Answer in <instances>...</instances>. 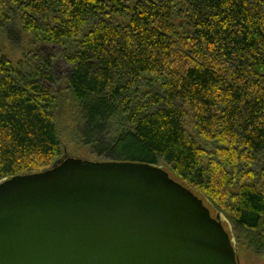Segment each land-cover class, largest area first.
Here are the masks:
<instances>
[{"label": "trees", "instance_id": "16d2710c", "mask_svg": "<svg viewBox=\"0 0 264 264\" xmlns=\"http://www.w3.org/2000/svg\"><path fill=\"white\" fill-rule=\"evenodd\" d=\"M1 8V39L17 21L32 41L18 67L0 56V183L50 170L69 114L94 156L163 167L226 218L239 244L264 251L262 0H2ZM43 45L62 48L69 66L58 90ZM188 129L217 148L206 151Z\"/></svg>", "mask_w": 264, "mask_h": 264}, {"label": "water", "instance_id": "95a60500", "mask_svg": "<svg viewBox=\"0 0 264 264\" xmlns=\"http://www.w3.org/2000/svg\"><path fill=\"white\" fill-rule=\"evenodd\" d=\"M0 264H238L220 216L158 166L63 157L0 183Z\"/></svg>", "mask_w": 264, "mask_h": 264}, {"label": "rangeland", "instance_id": "374dc122", "mask_svg": "<svg viewBox=\"0 0 264 264\" xmlns=\"http://www.w3.org/2000/svg\"><path fill=\"white\" fill-rule=\"evenodd\" d=\"M1 1L2 0H0V10H2ZM262 1L264 2V0ZM7 28L8 30H4L3 32L7 31L8 37L4 36L5 34H3V37H5V39H1L0 37V56L4 57L8 61H11L14 67H18L23 63V60H21L19 56L25 52L26 45H28L27 42H31L32 39L21 32V27L20 25H18L17 21L8 24ZM0 35H1V28H0ZM40 48H41L40 52L43 53L44 55H47L48 59H50L51 61V66H52L51 71L54 77L58 80L57 81L58 83L55 85L54 88H56L55 90H58V88L63 86L62 79L69 71V66L66 64L65 60L60 55L62 48L58 46L54 47L48 45L40 46ZM29 56L31 55H28V57ZM20 70L21 72L22 70L26 72L28 71V68L25 66V68L21 67ZM61 118L63 120L61 123H59V127H58V129L60 130L59 140L61 141V158L59 160H61L63 157L66 156L72 159L75 158L79 160H90L94 162L102 161L101 158L94 156L90 152L89 147L85 143L78 141L76 137H74L73 121L70 115L67 114V116H62ZM188 131L195 138L198 145L204 148L206 151L211 152L217 148L215 144L210 145L203 141L201 142L197 138V136H195L194 132L191 129H188ZM202 200L204 201L205 206L209 207L208 209L211 211V216L213 218L216 217L217 215L220 216V219L223 223V228L228 233L229 238L234 241L235 250L237 252L238 264H264V251L262 250L252 251L249 250L247 247H245L244 244L242 245L241 243L239 244V240H237L234 237L233 231L230 227V223L226 220V218L223 217L221 214L215 215L214 210H212L213 208L209 206L208 202L203 198Z\"/></svg>", "mask_w": 264, "mask_h": 264}]
</instances>
